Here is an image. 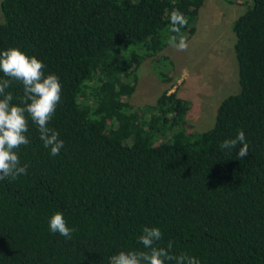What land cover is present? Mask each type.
I'll return each instance as SVG.
<instances>
[{"label":"trees","instance_id":"trees-1","mask_svg":"<svg viewBox=\"0 0 264 264\" xmlns=\"http://www.w3.org/2000/svg\"><path fill=\"white\" fill-rule=\"evenodd\" d=\"M206 1L3 0L0 52L17 47L59 78L48 126L64 147L51 156L28 118L29 143L16 149L27 175L0 181V264H108L142 248L145 226L161 230L157 246L171 241L174 255L200 264H264V0H246L233 23L240 92L222 101L213 128L188 131L191 107L175 86L155 105L130 102L144 59L172 82L174 62L161 55L170 14L187 20L188 42ZM6 91L20 104L21 82ZM238 130L244 158L220 148ZM56 212L75 229L70 240L50 232Z\"/></svg>","mask_w":264,"mask_h":264},{"label":"clouds","instance_id":"clouds-1","mask_svg":"<svg viewBox=\"0 0 264 264\" xmlns=\"http://www.w3.org/2000/svg\"><path fill=\"white\" fill-rule=\"evenodd\" d=\"M170 20L169 31L174 35L169 36L168 44L178 51H186L187 42L183 36H179V32L186 26L187 20L178 9L171 12ZM44 68L42 61L35 56L29 57L17 47L0 52V72L8 77L0 80V181L16 180L21 175H27L28 165H21L16 149L29 143L25 135L28 132L29 117L51 156H58L64 147L59 132L48 126L61 100L62 87L55 74L44 75ZM12 80L23 85V96L18 105L12 103L13 94L6 91ZM220 148L238 149L236 155L239 158L247 156L248 144L244 131L238 130L234 138L222 141ZM49 230L66 240H70L75 231L67 225L61 212L50 217ZM162 239L163 234L159 228L145 226L137 239L142 248L120 251L109 258L108 264H167L169 261H175V264H200L197 258L186 253L174 255L171 241L166 247L157 246Z\"/></svg>","mask_w":264,"mask_h":264},{"label":"rangeland","instance_id":"rangeland-1","mask_svg":"<svg viewBox=\"0 0 264 264\" xmlns=\"http://www.w3.org/2000/svg\"><path fill=\"white\" fill-rule=\"evenodd\" d=\"M247 6L246 0H207L200 11L197 33L187 42V50L178 51L169 45L161 53L174 62L172 82L164 83L156 75L158 59H144L130 102L139 106L155 105L164 90L175 86L171 92L178 88L179 97L191 107L187 116L188 131L203 133L213 128L222 101L240 92L232 27ZM139 52L144 54V50Z\"/></svg>","mask_w":264,"mask_h":264}]
</instances>
